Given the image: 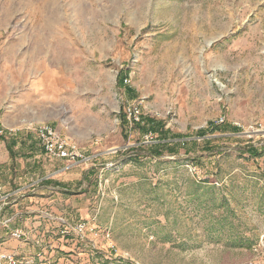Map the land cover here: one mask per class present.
<instances>
[{
	"label": "rangeland",
	"instance_id": "obj_1",
	"mask_svg": "<svg viewBox=\"0 0 264 264\" xmlns=\"http://www.w3.org/2000/svg\"><path fill=\"white\" fill-rule=\"evenodd\" d=\"M0 134V264H264V0H0Z\"/></svg>",
	"mask_w": 264,
	"mask_h": 264
},
{
	"label": "built area",
	"instance_id": "obj_2",
	"mask_svg": "<svg viewBox=\"0 0 264 264\" xmlns=\"http://www.w3.org/2000/svg\"><path fill=\"white\" fill-rule=\"evenodd\" d=\"M139 114V110L136 107L130 111V115H132V118L136 120L140 118ZM35 131L47 154L51 156H57L63 159L79 158L80 154H78L73 147H69L65 139H63L51 127L40 126Z\"/></svg>",
	"mask_w": 264,
	"mask_h": 264
},
{
	"label": "trees",
	"instance_id": "obj_3",
	"mask_svg": "<svg viewBox=\"0 0 264 264\" xmlns=\"http://www.w3.org/2000/svg\"><path fill=\"white\" fill-rule=\"evenodd\" d=\"M121 85L122 86H124V87H126V91L128 92V93H131V92H133V90L130 88V87H127V86H125V82H124V79L122 78L121 79ZM142 120H144V118H143V116H142V114L140 115V118H139V120H136V119H132V120H130L129 118H128V113L127 112H125V111H123L122 112V125H123V127H125V128H127V126L129 125V123L130 122H134V123H139L140 121H142ZM150 123L151 124H155V122H154V120H151L150 119ZM218 129H221L222 130V132H230V131H238V127L237 126H233V125H222V126H219L218 127ZM9 131H6V133H8ZM205 131H204V129L201 131V133H204ZM18 133H20V132H17V133H15V134H18ZM13 135V134H12ZM28 137H30L31 138V141H29V138L27 139V141L24 143V144H27L28 146H32L33 145V143H34V140L32 139V137H33V134H31V133H28ZM0 140H4V141H6L7 142V147H8V150H9V153H10V156L13 158H15L16 157V152H15V150H14V147H15V145L17 144V138L13 135L10 139H7L6 138V134H0ZM212 139H205L204 141H205V143H210V141H211ZM193 142V141H192ZM31 143V144H30ZM165 143H161V144H158L159 146H163ZM167 144V143H166ZM165 144V145H166ZM262 149H264V146H261V147H258V146H254V145H251V146H248L247 147V152L251 155V156H258V155H260V153H261V151H262ZM264 151V150H263ZM33 153V152H32ZM49 181V180H48ZM241 241L240 242H242L243 240L242 239H240ZM244 242V241H243Z\"/></svg>",
	"mask_w": 264,
	"mask_h": 264
},
{
	"label": "crops",
	"instance_id": "obj_4",
	"mask_svg": "<svg viewBox=\"0 0 264 264\" xmlns=\"http://www.w3.org/2000/svg\"><path fill=\"white\" fill-rule=\"evenodd\" d=\"M10 154V153H9Z\"/></svg>",
	"mask_w": 264,
	"mask_h": 264
}]
</instances>
